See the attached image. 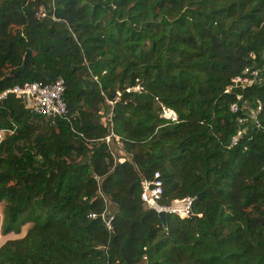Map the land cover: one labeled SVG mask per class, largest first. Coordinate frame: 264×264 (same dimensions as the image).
Instances as JSON below:
<instances>
[{
    "label": "trees",
    "instance_id": "trees-1",
    "mask_svg": "<svg viewBox=\"0 0 264 264\" xmlns=\"http://www.w3.org/2000/svg\"><path fill=\"white\" fill-rule=\"evenodd\" d=\"M57 78L62 116L0 99V264H264V0H0V90Z\"/></svg>",
    "mask_w": 264,
    "mask_h": 264
},
{
    "label": "built area",
    "instance_id": "built-area-1",
    "mask_svg": "<svg viewBox=\"0 0 264 264\" xmlns=\"http://www.w3.org/2000/svg\"><path fill=\"white\" fill-rule=\"evenodd\" d=\"M257 70L245 67L241 73L232 77L230 84L225 89L230 91L234 88H243L256 81ZM63 79L57 78L52 82H44L42 80H27L20 83H16L10 87L0 90V99L3 98L8 92H14L21 95L25 104L37 113H41L47 116L56 117L62 116L67 112L66 103L63 99ZM236 100L231 103L230 109L235 111L238 108L237 100L240 99L241 93L236 94ZM260 106H258L259 108ZM253 110H250L252 112ZM249 112V113H250ZM169 113L174 114L172 110ZM242 121V119H240ZM242 128H238L236 134L233 136L232 141H235L237 136L242 133ZM3 135V131L0 130V138ZM105 142L108 144L110 153L114 159H117L116 152L114 150V143L122 148V143L119 136L110 132L104 137ZM142 191L141 198L149 206L155 208L157 211L164 210L166 213H178L180 215L189 214L191 212L192 197L185 196L182 198H174L169 203L160 202L162 190V179L159 171H155L151 179L145 177L141 180ZM95 216V213H91ZM102 219L108 228H111V218L106 211L101 214ZM1 239V234H0Z\"/></svg>",
    "mask_w": 264,
    "mask_h": 264
},
{
    "label": "rangeland",
    "instance_id": "rangeland-1",
    "mask_svg": "<svg viewBox=\"0 0 264 264\" xmlns=\"http://www.w3.org/2000/svg\"><path fill=\"white\" fill-rule=\"evenodd\" d=\"M110 102H108V105H107V109L108 108H110ZM244 107H245V112L246 113H249L250 112V110H252V108L250 109L249 107V105L246 103V105L244 104ZM106 109V110H107ZM106 110H104L103 108H101V112L102 113H104ZM104 120V118H102V121ZM113 147H114V150H115V152H116V155L117 156H121V155H125V153H124V151L122 150V148L121 147H119L116 143H114V145H113ZM108 202V201H107ZM3 204H4V201H2L1 203H0V211H1V213H2V207H3ZM112 209V206H111V204L108 202V210L110 211ZM27 226H28V224H26V225H24L23 227H22V232H21V234H23L24 233V231L26 230V228H27ZM1 228H2V219H1V214H0V234H1V239H0V244L4 241V236L2 235V230H1ZM18 236V235H17Z\"/></svg>",
    "mask_w": 264,
    "mask_h": 264
},
{
    "label": "crops",
    "instance_id": "crops-1",
    "mask_svg": "<svg viewBox=\"0 0 264 264\" xmlns=\"http://www.w3.org/2000/svg\"><path fill=\"white\" fill-rule=\"evenodd\" d=\"M0 214H1V219H2L3 215H2V213H1V211H0ZM2 235L4 236L5 239H7V238H10V237H15V236H17V235L20 236L21 233L8 232V233H5V234L2 233ZM5 239H4V240H5Z\"/></svg>",
    "mask_w": 264,
    "mask_h": 264
},
{
    "label": "water",
    "instance_id": "water-1",
    "mask_svg": "<svg viewBox=\"0 0 264 264\" xmlns=\"http://www.w3.org/2000/svg\"><path fill=\"white\" fill-rule=\"evenodd\" d=\"M109 110V108H108ZM159 216L161 217V220L164 222L166 217V212L164 210L158 211Z\"/></svg>",
    "mask_w": 264,
    "mask_h": 264
}]
</instances>
